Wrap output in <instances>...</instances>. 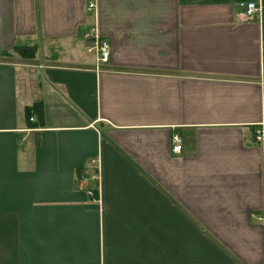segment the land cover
Segmentation results:
<instances>
[{
    "label": "crops",
    "instance_id": "crops-1",
    "mask_svg": "<svg viewBox=\"0 0 264 264\" xmlns=\"http://www.w3.org/2000/svg\"><path fill=\"white\" fill-rule=\"evenodd\" d=\"M0 264H264V0H0Z\"/></svg>",
    "mask_w": 264,
    "mask_h": 264
},
{
    "label": "built area",
    "instance_id": "built-area-1",
    "mask_svg": "<svg viewBox=\"0 0 264 264\" xmlns=\"http://www.w3.org/2000/svg\"><path fill=\"white\" fill-rule=\"evenodd\" d=\"M95 3L89 4V9L94 8ZM245 10L248 15H253L258 11V5L256 2L251 1L245 5ZM94 48L98 52V56L101 61L107 62L111 55V44L108 39L103 38L97 31L91 36ZM172 150L179 153L182 149L183 140L179 135H175L172 140ZM95 177V176H94Z\"/></svg>",
    "mask_w": 264,
    "mask_h": 264
},
{
    "label": "trees",
    "instance_id": "trees-1",
    "mask_svg": "<svg viewBox=\"0 0 264 264\" xmlns=\"http://www.w3.org/2000/svg\"><path fill=\"white\" fill-rule=\"evenodd\" d=\"M34 47H29V46H18V47H16V50L18 51V52H20V54H22V55H26V56H32L33 54H34Z\"/></svg>",
    "mask_w": 264,
    "mask_h": 264
}]
</instances>
